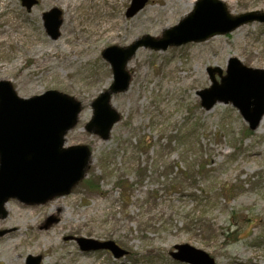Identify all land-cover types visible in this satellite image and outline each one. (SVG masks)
I'll use <instances>...</instances> for the list:
<instances>
[{"label":"rangeland","instance_id":"rangeland-1","mask_svg":"<svg viewBox=\"0 0 264 264\" xmlns=\"http://www.w3.org/2000/svg\"><path fill=\"white\" fill-rule=\"evenodd\" d=\"M37 1L27 11L20 0H0V81L22 99L53 90L79 102L64 146H87L90 157L84 180L69 194L31 206L8 200L0 217V264H25L27 256H40V264H185L170 256L177 245L203 251L215 264H264V116L249 131L231 105L206 111L197 96L211 86L207 69L224 75L232 58L264 70V24L165 51L139 48L126 67L127 91L111 96L120 119L102 140L85 131L92 102L113 82L101 52L144 36L161 39L199 0H147L131 17V0H89L88 6L84 0ZM221 1L233 17L264 13V0ZM177 4L181 11L173 18L156 19L155 7ZM54 8L62 21L56 40L42 18ZM148 16L149 27L128 33L135 18ZM105 22L119 28L116 39L103 33ZM90 34L102 39L83 51L77 44ZM45 60L49 64L40 66ZM186 72L198 80L182 83ZM80 238L111 241L125 255L82 252Z\"/></svg>","mask_w":264,"mask_h":264},{"label":"water","instance_id":"water-1","mask_svg":"<svg viewBox=\"0 0 264 264\" xmlns=\"http://www.w3.org/2000/svg\"><path fill=\"white\" fill-rule=\"evenodd\" d=\"M146 2L132 0L126 15H135ZM21 4L29 11L37 1L21 0ZM60 16L57 9L43 16L45 29L52 39L59 36ZM252 22L264 23V13L248 12L232 17L221 1L200 0L193 12L166 30L161 39L144 36L125 48H106L102 57L111 66L113 83L92 103L93 117L86 125V131L106 140L113 125L119 121V115L109 104L111 94L127 90L130 75L125 68L139 48L165 51L168 47L226 35ZM207 73L212 85L197 94L201 106L210 110L216 103L231 104L249 129L256 130L264 116V70L245 67L232 58L225 76L219 68H208ZM79 112L80 103L67 95L49 90L30 99H21L9 82L0 81V217L6 215L3 206L9 199L27 205L42 204L55 196L69 194L85 176L90 157L88 148L63 147L64 135L75 126ZM77 243L84 252L107 250L117 259L125 255L111 241L80 238ZM174 249L170 256L180 263L215 264L207 253L189 245H177ZM40 261L39 256H29L25 264H40Z\"/></svg>","mask_w":264,"mask_h":264},{"label":"bare ground","instance_id":"bare-ground-1","mask_svg":"<svg viewBox=\"0 0 264 264\" xmlns=\"http://www.w3.org/2000/svg\"><path fill=\"white\" fill-rule=\"evenodd\" d=\"M88 1H89V0H84L86 6L91 5V4H89ZM152 2H153L154 4H156V3L163 2V0H152ZM222 2H223V1H222ZM175 3H177V2H174V3H172V4H175ZM153 11H154V15H155L156 19L167 20V18L171 19V18L174 17V15H176L177 13H179V12L181 11V6L177 4V5H175V6L172 7V8L169 7V6H167V7L165 6V7L162 8V9H157V8L155 7V8L153 9ZM170 11H171V13H170ZM152 18H153L152 16H148V17H145V18H135V19H134V22L131 24V27H130L128 33H131L132 30H133L134 28L143 29V28L149 27V24H150V22L152 21ZM90 23H91V22H90ZM63 29H64L63 31L67 33V30H66L65 26H64ZM118 29H119V28H116V27L114 28V30H116V31H118ZM114 30H110L109 27H107V23L105 22V28H104V30H103V33H107L109 39H116V38L118 37V34H119V33H118V32L113 33ZM91 31H93V25H92L91 28H90V32H91ZM9 34H10V33L6 34V35L4 36V38H5V37H8ZM101 37H102L101 34H100V35L90 34L89 37L86 36L85 38L81 39V40L78 42L77 45L79 46V48H80L81 50H83V51H84V50H88V51H89V49H93L94 47H96L98 41H100V39H102ZM33 40H34V39H33ZM62 42H63L64 44L68 45V43H67V39H64ZM67 48H68V46H66V49H67ZM39 54H41V51H37V52L35 53V55H39ZM49 57L51 58L50 55H49ZM67 61H68V58H64V61L59 62V64H60V65H61V64H64V65H65V63H66ZM46 63L49 64L48 62H46V60H45V61H42L40 66H44ZM142 74H144V73H142ZM189 74H190V73L186 72V73H183V74L181 75L182 83H186V82L191 83V82H195L196 80H198L197 75H195L194 77H190ZM132 96H133L132 93L128 94V100L130 99V101H131V97H132ZM121 101H122V100H120V102H119L118 104H120ZM134 107H135V106H134ZM256 155H257L256 153H252L250 156H251L252 158H254ZM8 205H9V203L6 204V207H7ZM6 211H7V210H6ZM33 211H34V210H33ZM17 213H18V211L15 210V211H14V215L19 217V215H18ZM25 214H26V213H24L23 215H25ZM15 216H14V217H15ZM16 220H17V219H14V221H16ZM45 235H46V237H47L48 233L45 234Z\"/></svg>","mask_w":264,"mask_h":264},{"label":"trees","instance_id":"trees-1","mask_svg":"<svg viewBox=\"0 0 264 264\" xmlns=\"http://www.w3.org/2000/svg\"><path fill=\"white\" fill-rule=\"evenodd\" d=\"M87 182V181H86ZM87 183H89V182H87ZM93 187V186H92Z\"/></svg>","mask_w":264,"mask_h":264}]
</instances>
